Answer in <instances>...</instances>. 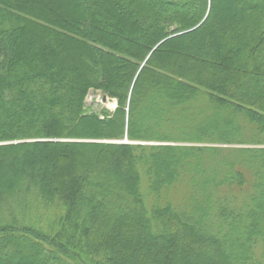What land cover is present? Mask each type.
I'll return each instance as SVG.
<instances>
[{
	"label": "trees",
	"instance_id": "16d2710c",
	"mask_svg": "<svg viewBox=\"0 0 264 264\" xmlns=\"http://www.w3.org/2000/svg\"><path fill=\"white\" fill-rule=\"evenodd\" d=\"M0 180V264H264V0H0Z\"/></svg>",
	"mask_w": 264,
	"mask_h": 264
},
{
	"label": "rangeland",
	"instance_id": "374dc122",
	"mask_svg": "<svg viewBox=\"0 0 264 264\" xmlns=\"http://www.w3.org/2000/svg\"><path fill=\"white\" fill-rule=\"evenodd\" d=\"M232 2L234 0H231ZM240 6V5H239ZM239 6H237L236 8L238 9ZM203 104V101L199 102V106L198 107H203L204 105ZM201 105V106H200ZM85 106L86 107H89L91 108L93 111H100V110H105L107 113H112L115 108H116V101L113 100V99H108L106 100L105 102L102 101V95L99 93V92H92L90 91V93L86 96L85 98ZM208 110L209 109H206V108H203L202 111L204 114L207 113L206 117L208 116ZM198 113V111H197ZM210 113V112H209ZM204 114H197L196 116V121H200L201 120V117L204 116ZM113 143H128V141H125V140H122V141H111ZM130 144H135V145H144V146H153V145H166V144H174V145H178V146H198V147H217V148H220L222 149V156H225V155H229L231 153V149H237V148H244V147H247V146H243V145H216V144H201V143H192V142H179V143H163V142H129ZM249 147H254V146H249ZM225 149H228L225 151ZM228 151V152H227ZM1 173L4 174V177L6 179H9L11 177V172L9 171V169H7L5 167V164L1 170ZM143 181V180H142ZM3 182L2 180H0V186L2 188H4L3 186ZM189 190H186L185 189V184H181L179 187H178V190L176 192H172L170 195H169V198L170 200L172 201V204L174 206L176 205H179L181 204V193L182 192H188ZM2 192V191H1ZM141 192L143 194V197H144V200H145V204L146 206L148 207L149 205V202H152V199L151 197H149L147 195V191H146V187H145V184L142 183L141 185ZM10 200H12V198H10ZM3 203V202H2ZM12 209H14V207H12ZM6 217L2 215H0V220L3 221L5 220Z\"/></svg>",
	"mask_w": 264,
	"mask_h": 264
},
{
	"label": "water",
	"instance_id": "95a60500",
	"mask_svg": "<svg viewBox=\"0 0 264 264\" xmlns=\"http://www.w3.org/2000/svg\"><path fill=\"white\" fill-rule=\"evenodd\" d=\"M106 98H107L106 96H102V101L104 102L106 100ZM84 103H85V101H84Z\"/></svg>",
	"mask_w": 264,
	"mask_h": 264
}]
</instances>
